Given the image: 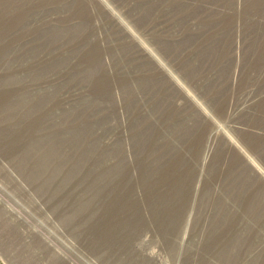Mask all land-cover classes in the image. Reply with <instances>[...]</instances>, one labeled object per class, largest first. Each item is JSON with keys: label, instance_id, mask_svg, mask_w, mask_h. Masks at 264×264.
Masks as SVG:
<instances>
[{"label": "rangeland", "instance_id": "rangeland-1", "mask_svg": "<svg viewBox=\"0 0 264 264\" xmlns=\"http://www.w3.org/2000/svg\"><path fill=\"white\" fill-rule=\"evenodd\" d=\"M0 264H264V0H0Z\"/></svg>", "mask_w": 264, "mask_h": 264}, {"label": "trees", "instance_id": "trees-1", "mask_svg": "<svg viewBox=\"0 0 264 264\" xmlns=\"http://www.w3.org/2000/svg\"><path fill=\"white\" fill-rule=\"evenodd\" d=\"M64 4H65V2H64ZM17 6H19V5H17ZM72 12V11H71ZM6 13H7V11H6ZM7 16H10V14H7ZM60 25V24H59ZM58 24L57 25H50V24H45L44 23V25H42L38 30H36V31H45L46 29H49V27L50 26H54V27H58L59 26ZM43 43H44V40H43ZM84 53V52H83ZM61 54V55H60ZM60 54L59 53H57V54H54L53 55V58L52 59H57L58 58V56H65L66 57V53H65V51H60ZM51 59V60H52ZM51 60H48L46 63H48V62H50ZM126 60H128V58H126ZM105 71H106V69H105ZM106 73L108 74V72L106 71ZM114 74H115V72H114ZM141 90H143V91H145V89H143V88H141ZM129 101H132V102H135L134 100H132V99H130ZM154 101V103H153V107H155V106H157V109H159L158 111H162L163 110V108L164 107H166V104L164 105L163 103L164 102H162L161 103V100H159V98H157L156 100H153ZM137 106H139V105H137ZM152 107V102H151V108H153ZM182 108V107H181ZM178 111H181V109H178ZM170 113V112H169ZM138 116H143L142 114H138ZM170 117H171V113H170ZM161 119L165 122L166 120H167V122H165L162 126H158V124H155L152 120H146L147 122L142 126V129H140V131H142V130H144V129H146L147 127H149L150 125H154L155 126V128H159L158 130H159V132H158V137H162V135L164 134L163 133V128L165 127L166 129L164 130V131H167V129L170 127V128H176V126L179 124V123H181V122H183L182 121V118H181V116L180 117H177V118H172L171 117V119L169 118V117H166V115L165 116H162L161 117ZM170 119V120H169ZM86 123V122H85ZM87 124V123H86ZM182 129V128H181ZM181 129H180V132H179V134H178V138H179V136H181L182 134H181ZM168 132V131H167ZM138 133H139V130H138ZM166 134V133H165ZM165 134L163 135V136H165ZM135 137V136H134ZM136 138V137H135ZM152 139L154 140L152 143H151V145L148 147V143H150V141L147 143V142H144V144H142V143H140V141H137L136 140V146L138 147V151L136 150V154H139L140 152H139V150H140V147H139V144H142L143 146H145V147H147V152H149V154H150V152L152 151V150H154V149H158L159 151H158V153L156 154V155H154V156H152L151 158H147L148 160H147V163H142L141 161H139V166H140V168H142V172L139 174H137V175H133V176H131L130 178H131V181L134 183V184H137L139 181H141L143 184H145V185H147L148 184V186H149V190H152V191H154L155 193H157V194H162V193H165V192H167V190H168V187H165V184L163 183V182H159V180H160V177H161V175L163 174V172L165 171L164 169H165V167H166V165L163 163L164 161H163V159H164V152H162V149H160L161 148V146L163 145L164 146V143H162V142H157L156 141V139L155 138H153L152 137ZM173 143H170V146L169 147H172L173 145H172ZM154 145V147L152 148V146ZM174 145H175V143H174ZM164 148H165V146L163 147V151H164ZM144 154L146 153V150L143 152ZM157 156H160V160H158V159H156L157 158ZM139 159L140 160H142V156H141V154L139 155ZM150 161L152 162V163H150ZM142 174V175H141ZM229 179V178H228ZM143 188V187H142ZM144 189V188H143ZM229 189V187L228 188H226V189H224V191H226V190H228ZM236 189V188H235ZM236 191V190H235ZM203 192V191H202ZM238 192H240V191H236L235 193H234V196L236 195V194H240L241 193V196H238L237 198H239V197H244L243 195L244 194H242L243 192H240V193H238ZM230 195H231V193H230ZM246 196H247V194H246ZM145 197H147V196H145ZM139 200L140 201H143L144 200V196L142 195V194H139ZM159 204V211H163V210H165V209H167V206L168 205H166L165 204V202H160L159 200H156L155 201V204H154V206L155 207H157V205ZM162 204H165V206H161ZM195 224V223H194ZM193 224V225H194Z\"/></svg>", "mask_w": 264, "mask_h": 264}]
</instances>
